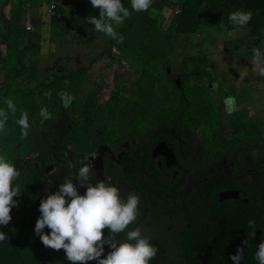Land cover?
<instances>
[{"label":"trees","instance_id":"trees-1","mask_svg":"<svg viewBox=\"0 0 264 264\" xmlns=\"http://www.w3.org/2000/svg\"><path fill=\"white\" fill-rule=\"evenodd\" d=\"M52 1L50 21L53 24L64 17L78 21L90 33L103 38L106 44L84 65L70 69L64 75H46L32 87H21L16 81L26 67L16 47L26 36V47L29 48L38 35L27 33L24 27L25 0H16L10 9L7 62L0 89V109L8 113V121L5 130L0 132V154L5 155L20 172L15 183L21 191L13 198L17 204L11 210V221L6 226L0 225V231L8 237L0 241V264H72L63 249L44 246L34 232L36 220L41 215L38 210L40 201L46 198L39 182L53 168L63 170L60 184L71 177L67 156L70 147L79 154L94 152L101 145L112 154L130 151L124 156V169L117 171L128 186L137 187V165L142 162L155 180L156 168L149 163V155L147 159L139 157L135 160V153H131L141 151L147 141L151 150L155 145L152 135H157V140H164L177 151L178 138L187 136L193 142V131L199 132L200 162L224 161L229 170L228 173L207 176L191 195L192 200L184 211L187 225L179 238L183 264H234L229 257L236 254L237 247L244 249L241 264H258L255 252L264 240V136L261 127L244 114H231L228 125L223 123L217 108L218 97L208 87L213 78L207 72H201L209 63L208 57L177 58L173 37L195 34L200 24L206 22L227 31L243 29L250 38L261 39L264 0H179L177 13L165 30L155 28L149 22L162 18L155 6L151 5L147 11L133 12L131 0H121L131 12L130 18L115 29L124 37L123 43L95 31L94 26L87 23L89 15L99 16V9L93 8L90 0ZM237 10L252 12L251 21L243 27L233 25L228 19L229 14ZM113 48L141 68L138 78L130 83L132 95L126 97L115 87L106 97L101 81L95 89L73 100L76 118L70 110L71 105L62 104L58 92L80 90L81 81L91 66L103 56L111 57ZM176 59L182 67L179 86L168 71ZM6 99L13 100L14 114L8 111ZM42 109L50 118L41 115ZM22 112L28 113L30 128L27 137L21 136V128L16 123ZM178 161L181 177L169 189L154 187L152 192H147L137 187L139 196L175 200L185 183V176L191 171L179 154ZM34 162L38 165L35 166ZM89 182L94 185L97 180ZM226 189L236 190L238 199L219 202V192ZM121 197L124 199L125 196L121 194ZM249 220H254L256 226L255 235L251 237ZM44 231L46 234L50 232L47 227ZM108 231L103 230L105 237ZM245 239L248 245L241 243ZM111 250L105 244L101 259ZM87 264L98 262L93 260Z\"/></svg>","mask_w":264,"mask_h":264},{"label":"rangeland","instance_id":"rangeland-1","mask_svg":"<svg viewBox=\"0 0 264 264\" xmlns=\"http://www.w3.org/2000/svg\"><path fill=\"white\" fill-rule=\"evenodd\" d=\"M15 3L16 0H0V89L7 62L6 39L9 28V13ZM178 3L179 0H153L152 5L159 11L162 18L160 21L149 20L151 26L165 30L169 21L177 13ZM53 6L52 0H25L24 27L27 33H37L38 37L27 48L28 39L24 36L16 47L20 51L26 67L21 78L16 81L21 87L34 86L46 74H60L84 65L106 44L103 38L90 33L78 21H69L64 17L59 23L53 24L50 21ZM173 41L179 59L199 55L208 57L209 63L201 72H207L209 77L213 78V81L208 83V87L212 94L218 97L217 108L226 126L231 114H244L247 118L261 116L264 108V77L259 75L258 66L254 65L250 59L253 55V49L259 48L264 52V33L261 39H254L250 38L247 31L243 29L237 32L227 31L224 28L212 27L206 22H202L197 33L174 35ZM112 53L111 57L103 56L91 66L87 76L81 81L80 90L70 93L72 101L76 97H83V93L88 90L95 89L101 81L104 82L103 95L106 97L115 87L121 90L126 97L132 95L133 88L130 83L138 78L141 68L120 51L116 50ZM179 59L171 63L168 69L173 74V79L178 86L182 73ZM227 96H234L236 99V110L231 114L225 111L223 103ZM71 111L78 118L74 107ZM262 135L264 136V129ZM192 138L193 142L187 136L178 138L179 145L177 148L180 157L194 166L193 173L188 177L187 186L181 190L182 196L189 195L193 190L191 196L198 185L205 180L204 176L207 178L210 173L218 171L228 173L229 170L224 161L209 164L201 163L200 150L197 144L199 132L193 131ZM147 146L148 141L144 143V148ZM106 150L107 148L101 145L98 147L97 154ZM67 156L71 164V178H73V183L80 194L81 186L75 180V175L85 157L77 153L73 147L69 148ZM34 165L37 166L38 164L34 163ZM92 168L94 174L103 177L106 183L117 186L114 168L106 166V168L100 169L94 167L93 164ZM62 173L61 168H56L55 175H47L39 183L43 195L47 196L58 190ZM141 174L146 176L143 172ZM49 180H51V184H49ZM124 238L125 233L122 234L121 239ZM173 241L174 237H171V242ZM169 254L174 263H181L178 252L172 251Z\"/></svg>","mask_w":264,"mask_h":264},{"label":"clouds","instance_id":"clouds-1","mask_svg":"<svg viewBox=\"0 0 264 264\" xmlns=\"http://www.w3.org/2000/svg\"><path fill=\"white\" fill-rule=\"evenodd\" d=\"M152 2L153 0H131V10L147 11ZM90 3L93 8L99 9V16L89 15L86 18L87 23L93 25L95 31L123 43L124 37L115 29L130 18L129 9L121 0H90ZM228 19L233 25L243 27L251 21L252 12L237 10L231 12ZM252 63L258 66L259 75L264 77V52L261 49H253ZM5 103L8 111L14 114L16 107L13 100L6 99ZM223 103L228 114L236 110L234 96H227ZM41 115L45 119L50 118L45 109L41 110ZM7 121L8 113L0 109V132L5 130ZM16 123L21 128V136L27 137L30 128L28 113L22 112ZM55 172L56 169L53 168L48 175L53 176ZM93 174L91 164L85 163L75 175L78 184L86 188L83 195L78 193L73 178H65L55 193L41 199L38 209L41 215L35 223V234L44 246L54 250L63 249L66 259L72 264H87L93 260L98 264H149L158 251L150 243V237L142 234L140 227L125 231L137 219L139 196L129 193L126 199H122L116 186L103 180H97L94 185L90 183ZM19 176L20 172L15 165L5 155L0 154V225L6 226L12 219L10 213L17 204L13 198L21 191L20 186L15 183ZM45 227L50 230L47 234ZM248 227L252 229L249 237L254 236L255 221L249 220ZM104 229L109 230L107 237L103 235ZM121 233H125L123 240L117 239ZM6 239V234L0 231V241ZM241 243L248 245V240ZM105 244L112 250L101 259ZM243 254L244 249L237 247L236 254L229 258L234 264H241ZM254 258L258 264H264V241L259 243Z\"/></svg>","mask_w":264,"mask_h":264},{"label":"flooded vegetation","instance_id":"flooded-vegetation-1","mask_svg":"<svg viewBox=\"0 0 264 264\" xmlns=\"http://www.w3.org/2000/svg\"><path fill=\"white\" fill-rule=\"evenodd\" d=\"M66 72L67 71H64L63 73L54 74V75H64ZM54 75H48V76H54ZM70 93L72 92H65L64 90H61L58 92V96H60L62 100V104L64 106L71 105L70 110H72L73 101ZM69 98L71 99L69 100ZM157 138H158L157 135L151 136L152 141L155 142L153 148L158 143L165 142L164 140H160V139L157 140ZM150 145L151 144L148 143L147 148H142V150L139 151L138 153L132 152L131 154L135 153L134 155L135 160H137L139 157H141L142 159H147L149 155L150 157V159H148L149 163L151 165H154V167L156 168V176H155L156 180L154 179L153 174L149 173L145 165L142 162H140L136 168V186L142 190H146L147 192H152L151 190H154L155 189L154 187L156 188L158 187L159 188L158 190L169 189L171 185H173L174 182H176L181 177V173H182V169L180 168L178 161L179 152L177 147L179 143L177 144L176 147L177 151H175L166 143V145L171 149L172 153L174 154V158H172L166 153H162L159 151H156L155 154L153 155L152 154L153 148L149 150ZM97 150L98 148L94 152L82 154L85 158L81 163V167L83 166V164L88 163L91 164V166L93 164L94 167L96 168L99 167L100 169H103L104 167L106 168V166H108L109 168H114L116 172V178H115V182L117 183L116 187L120 190V194H123L125 196L124 199L127 198V194H129V192L139 196L137 187L128 186L123 176L120 175L119 172L117 171V169L119 171H122V169H124L122 162L125 161L124 156L130 154V151L121 150L117 154H112L110 151L106 150L101 154H97ZM28 158L29 157H26L25 159ZM186 164H189L188 166L190 167L191 171L188 172L187 175L185 176V183L180 188L179 196L175 200L166 197L157 198V200H153L150 197L144 199L139 196L140 204L138 207L137 219L134 223L130 224L128 228L125 230V231H130L136 227H140L142 234L150 237V243L156 246L158 251L156 256L149 262V264H155L156 259H157V264H177L174 263L170 258L169 253L172 251L178 252L179 258L181 260V263L179 264H183V261L180 256L182 250H181L179 238L182 233V230H184L187 225V220L184 216V211L186 210V208H188L187 204L192 200V196H190V194L192 193L193 190L187 196H182L181 190L185 189V187L187 186L188 177L193 173V169H194V166H192L187 161ZM142 172L145 173L146 176H142L141 174ZM218 172H212L210 173V175ZM201 175L203 176V174ZM99 177H100L99 175L94 174L91 176L90 180L92 179L99 180ZM204 179H206V176H204ZM100 180L104 181V178L100 177ZM84 189L86 188L81 187L80 194ZM228 190L231 189H226L221 192ZM236 199L227 198L220 200L218 198L219 202H225ZM122 234L123 233L119 234L117 236V239H121ZM171 237H174L173 242H171Z\"/></svg>","mask_w":264,"mask_h":264},{"label":"water","instance_id":"water-1","mask_svg":"<svg viewBox=\"0 0 264 264\" xmlns=\"http://www.w3.org/2000/svg\"><path fill=\"white\" fill-rule=\"evenodd\" d=\"M156 151L166 153L172 158H174V154L172 153L171 149L166 145L165 142L158 143L152 150V154L154 155ZM239 194L236 190H228L224 192H219L218 197L220 200L227 199V198H238Z\"/></svg>","mask_w":264,"mask_h":264},{"label":"crops","instance_id":"crops-1","mask_svg":"<svg viewBox=\"0 0 264 264\" xmlns=\"http://www.w3.org/2000/svg\"><path fill=\"white\" fill-rule=\"evenodd\" d=\"M237 32L238 30H231ZM252 62V59H250ZM252 118L259 123L262 130L264 129V108L262 109L261 116H252Z\"/></svg>","mask_w":264,"mask_h":264},{"label":"built area","instance_id":"built-area-1","mask_svg":"<svg viewBox=\"0 0 264 264\" xmlns=\"http://www.w3.org/2000/svg\"><path fill=\"white\" fill-rule=\"evenodd\" d=\"M26 27L28 28V25H27ZM112 51H116V49H115V48H113V49H112ZM263 241H264V240H263Z\"/></svg>","mask_w":264,"mask_h":264}]
</instances>
